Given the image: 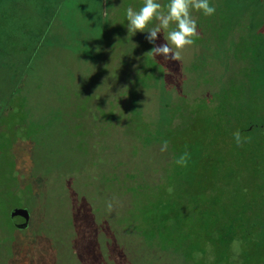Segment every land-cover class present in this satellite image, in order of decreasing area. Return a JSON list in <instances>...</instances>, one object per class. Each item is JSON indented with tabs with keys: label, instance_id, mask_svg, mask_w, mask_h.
I'll return each instance as SVG.
<instances>
[{
	"label": "rangeland",
	"instance_id": "obj_1",
	"mask_svg": "<svg viewBox=\"0 0 264 264\" xmlns=\"http://www.w3.org/2000/svg\"><path fill=\"white\" fill-rule=\"evenodd\" d=\"M130 1L71 0L48 29L40 26L36 3L0 0V264H115L118 232L126 236L123 263L137 257L131 264H156L157 250L148 248L157 246L145 242L143 220L168 187L175 199L168 213L180 216L174 193L185 167L175 161L195 149L204 177L220 156L232 155L236 166L223 164L220 172L239 173L236 185L237 164L252 154L254 171L241 178L250 184L253 214L264 221V131L242 132L239 146L233 136L264 123V4L246 14L217 7L201 17L203 35L182 60L166 61L146 54L154 46L143 40L146 32L128 33L126 9L143 6ZM164 43L161 31L155 45ZM224 90L236 103L248 93L247 115H238L227 139ZM183 105L187 125L180 129L181 114L173 112ZM164 140L168 150L161 152ZM124 186L135 194L117 206ZM209 193L203 202L215 206L218 187ZM16 210L30 215L25 229L13 225ZM138 233L145 243L131 236ZM239 253L233 247L236 263Z\"/></svg>",
	"mask_w": 264,
	"mask_h": 264
},
{
	"label": "trees",
	"instance_id": "obj_2",
	"mask_svg": "<svg viewBox=\"0 0 264 264\" xmlns=\"http://www.w3.org/2000/svg\"><path fill=\"white\" fill-rule=\"evenodd\" d=\"M19 1L20 0H11V3L17 5ZM106 1L107 0H105V2ZM168 1L169 0H163V2ZM70 2L71 0H23L22 4L32 5L33 3H36V8L40 11L36 13V16L39 17L38 21L41 23L40 26L42 25L44 28L50 29L54 20L62 15L66 10V4ZM140 2L143 5V0H140ZM129 3H131L130 0ZM254 3L261 6L264 4V0H210V4L214 5L216 9L217 7L219 9V6H221L222 8L238 10L236 8L241 7L242 12L245 14L247 12L254 13L251 8ZM98 9L100 10L101 6L98 5ZM75 11L76 10L73 9L69 11L67 13L68 16L72 15V12ZM193 13V16L197 17L195 11H193ZM198 13L199 20L197 24H204L205 19H201L204 15L200 12ZM98 18H102L101 11L99 12ZM104 20L106 22V19ZM153 25L154 21L149 24L148 27L151 28ZM197 31L201 38L203 34L199 29H197ZM147 35L148 33L143 36V40L146 39ZM146 66L147 70L155 68L152 67L150 69L148 64ZM222 93L223 92H221V95ZM224 93L225 104L223 109L226 116L225 122H223L224 126L221 130V135L223 138L227 139L232 133L231 127L238 118V115L242 118H245L247 115L244 113L248 112L246 111L247 107L245 104V100L248 98V93L246 91L243 92L244 94L246 93L244 95L246 99L244 102L242 101V103H236L233 101L235 99H233L232 91L230 93L225 91ZM10 97L7 94V100L13 102L15 96H13V99ZM3 109H5V105L0 107V115L5 113ZM174 113H180L181 119H183V116L186 113V107L183 105L179 110L173 112V114ZM171 123L170 120L166 127L169 129L168 134L171 132L170 130L174 133V127H171ZM199 124L201 123L199 122ZM185 125H187V123L184 122L183 119L178 127L182 129ZM254 129L264 131V123L251 122L247 125L245 131L241 130V133H250L253 132ZM199 152L198 149H195V151L190 154V159L187 164V169H189L188 173L186 167L183 170L179 169L177 171L178 192L174 193V195L177 199L176 205L178 206V209L181 208L180 211L178 210L180 216L174 214L170 217V213L168 212L171 210L168 209H170V205H174L175 199H172V195H168V192H162L160 201L158 200L156 203L157 205L154 207H152V205L149 210L150 217L147 220H143L146 225V234L143 233L145 234V242L157 246V248H153L152 245L149 244L152 247L148 248L149 254L155 251V249L158 251H155L157 256L155 260L156 264H233L236 263V259H234L232 255L233 247H239L240 253L236 264H264V221H260V218L255 217L253 214V201L251 198L252 191H250V184L246 180L243 183L244 179L241 178L243 175H245L246 178L250 177V174L254 171V160L252 161L253 158H249L252 154H249L248 158L246 157L244 160L241 159L239 163L237 161V165H239L237 172L242 171L240 176L242 183L236 185L235 180H238L237 175L239 173L229 175V168L227 169V172L224 170L226 172L225 175L220 172L223 169L221 168L223 164H229L232 170L233 167L236 166L235 162L231 159L232 155H230L228 159L220 156V162H217L214 166L211 165L213 167L210 176L204 177L198 173ZM239 154L244 155V152L241 151ZM198 177L199 179L196 180ZM212 186H217L220 192V200L215 206L203 202V195L208 198ZM124 187L122 188V191H120V189L118 190V199L120 200L122 198V200L117 206H120V203L123 204V197L126 195L129 196L128 198H131L132 195L134 196L135 194L130 187ZM169 188L170 187L167 188V191ZM124 190L127 191L125 192ZM238 198L241 203L237 202ZM240 204L241 210L238 211L236 208L240 206ZM182 206L187 209L186 213L182 212ZM235 209L237 212L234 211ZM138 224V221L132 222V225H136V229L140 228ZM136 229H134V231ZM135 232L137 233V230ZM114 236L120 250L122 251H118L120 253L114 256L115 264H125L126 262L123 263L122 260L123 258H126V254L123 250V245L126 243L123 244L122 242H125L126 236L119 232ZM131 236L135 239L136 236H138L137 240H140L141 242L143 241V236L139 233L132 234ZM234 241H238L239 243L234 244ZM136 258L137 257L132 258L131 261H128V264H131Z\"/></svg>",
	"mask_w": 264,
	"mask_h": 264
},
{
	"label": "clouds",
	"instance_id": "obj_3",
	"mask_svg": "<svg viewBox=\"0 0 264 264\" xmlns=\"http://www.w3.org/2000/svg\"><path fill=\"white\" fill-rule=\"evenodd\" d=\"M193 11L200 12L204 16H213L216 13V8L210 4V0H169L166 5H162L159 0H143V6L138 10L131 6L126 9L127 30L133 36L137 32L148 33L146 39L154 46L146 54L153 57L163 56L166 61H181L182 52L193 46L199 37L198 24L193 16ZM153 21L157 23L149 28V24ZM173 23L175 28L169 30ZM161 31H163L166 43L156 46L155 41ZM233 136L239 146L243 142L241 132L237 130ZM168 145L169 142L164 140L160 151L166 152ZM189 159L190 153L185 151L175 163L187 167ZM172 191L173 189L170 187L168 192ZM107 209L109 212L113 210L112 202L107 203ZM238 243V241H234V244Z\"/></svg>",
	"mask_w": 264,
	"mask_h": 264
},
{
	"label": "water",
	"instance_id": "obj_4",
	"mask_svg": "<svg viewBox=\"0 0 264 264\" xmlns=\"http://www.w3.org/2000/svg\"><path fill=\"white\" fill-rule=\"evenodd\" d=\"M14 214L17 213L19 216V221L18 223H14L13 225L15 226L16 229H25L28 224H29V220H30V215L28 213L27 210H16L13 212Z\"/></svg>",
	"mask_w": 264,
	"mask_h": 264
},
{
	"label": "crops",
	"instance_id": "obj_5",
	"mask_svg": "<svg viewBox=\"0 0 264 264\" xmlns=\"http://www.w3.org/2000/svg\"><path fill=\"white\" fill-rule=\"evenodd\" d=\"M77 5H78V4H77ZM77 5H76V6H77ZM76 11H77V10H76ZM76 11H75V12H76ZM96 11H98V13L100 12V10H99V9H97V7H96ZM92 12H93V10H92ZM50 27H51V26H50Z\"/></svg>",
	"mask_w": 264,
	"mask_h": 264
}]
</instances>
